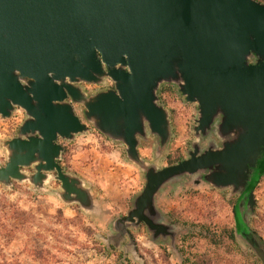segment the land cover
<instances>
[{
  "label": "water",
  "instance_id": "95a60500",
  "mask_svg": "<svg viewBox=\"0 0 264 264\" xmlns=\"http://www.w3.org/2000/svg\"><path fill=\"white\" fill-rule=\"evenodd\" d=\"M105 78L113 80V89L88 96L78 86ZM163 84L177 85L198 106L197 135L223 117L221 150L198 155L194 144L189 159L163 169L140 156L148 131L162 142L170 135L169 111L158 97ZM73 104L83 105L86 122ZM16 110L25 120L14 138L2 142L7 162L0 165L1 185L17 181L44 190L54 179L61 201L99 215L96 194L60 163L62 142L88 132L91 124L122 143L127 159L145 173L143 191L128 214L115 220L114 230L126 233L122 227L144 224L153 241L174 242V227L156 208L160 189L183 175L217 168L210 183L243 191L246 173L264 152V4L0 0V117L10 119ZM254 205L250 194L247 211ZM245 240L264 264L261 240Z\"/></svg>",
  "mask_w": 264,
  "mask_h": 264
},
{
  "label": "rangeland",
  "instance_id": "374dc122",
  "mask_svg": "<svg viewBox=\"0 0 264 264\" xmlns=\"http://www.w3.org/2000/svg\"><path fill=\"white\" fill-rule=\"evenodd\" d=\"M110 81L78 86L91 96L113 89ZM161 87L159 104L169 111L170 142L165 147L154 145L149 139L158 137L148 132L147 140H142L146 148H141V157L158 169L187 159L194 144L202 147L194 130L198 106L188 102L177 85ZM73 106L86 122L83 105ZM23 118V112L10 119L0 117L2 166L7 162L2 142L16 136ZM88 126V132L62 142L60 163L96 194L101 212L87 214L77 203L65 204L59 197L60 183L54 179L44 190L17 181L11 186L0 184V264H184L185 258L187 264H262L239 232L235 241L229 232L240 220L264 245V177L253 195L254 210L241 215L235 208L238 193L232 188H217L207 181L196 184L197 176L183 175L165 184L156 196L157 210L175 229L174 242L170 237L153 241L144 224L127 225L122 227L126 233L117 232L113 223L128 214L143 191L145 173L129 162L122 143Z\"/></svg>",
  "mask_w": 264,
  "mask_h": 264
},
{
  "label": "flooded vegetation",
  "instance_id": "af4514ba",
  "mask_svg": "<svg viewBox=\"0 0 264 264\" xmlns=\"http://www.w3.org/2000/svg\"><path fill=\"white\" fill-rule=\"evenodd\" d=\"M162 87L159 89V91L162 89ZM112 88H114V82L112 84ZM191 104H193V103H191ZM196 109L198 111V107H196ZM23 115L25 116L24 112H23ZM222 120H223L222 116L217 117L214 120L213 124L211 125V127L209 129H207V130H205L203 132H201V131L199 132L198 135H199V140H200V142L202 144V147L201 148L199 147L198 155H202L205 152L216 151V150H221L222 149V140L219 137V133L220 132L218 130V126L222 123ZM193 127H195V125ZM170 137H171V135H169L167 137L166 142H162V140L160 138H152V137H150L149 140L154 145L159 143L160 147H165L166 144H168L170 142ZM150 142L148 141V143H145V144H150ZM191 153H192V151L189 152V157L187 159L190 158V154ZM263 157H264V152L260 156V158H259V160L257 162V165L255 167H253V168L250 167L249 168V172L246 173L247 174V177H246L247 179L245 181L246 182L245 189L243 191L242 190H238L236 192V193H238V196H237V199H236V202H235V208L239 207V214H241V215H242V213L244 215L245 212L247 211V204H248V199H249L250 194H253L255 196L254 192H255L257 186L260 184L261 179L264 177V175L262 177H260V179L258 180L256 186L254 188H252L253 182L257 178H259L260 169H261L260 162L264 161ZM187 159H184V160H187ZM184 160L178 161L177 163H175L173 165L179 164V163L183 162ZM168 166H171V165H168ZM168 166H166V167H168ZM27 171L28 172H33V170H31V169L27 170ZM215 171H217V168L215 170H213V171L204 170V171H200V172H197V173L193 174V176H197V179H195L194 182L196 184L203 183V182H206V181L209 182L208 176L211 173L215 172ZM230 188H232L234 190V187H230ZM255 200H256V197H255ZM242 219H243V222H246L244 218H242ZM239 224L242 227L243 233H241V235H242V237L244 239H246V238H255L256 237L254 234L249 235V230H248L247 225L245 226L244 224L240 223V220L238 222V225Z\"/></svg>",
  "mask_w": 264,
  "mask_h": 264
},
{
  "label": "trees",
  "instance_id": "16d2710c",
  "mask_svg": "<svg viewBox=\"0 0 264 264\" xmlns=\"http://www.w3.org/2000/svg\"><path fill=\"white\" fill-rule=\"evenodd\" d=\"M263 159H264V157H263ZM260 167H261V169H260V175H259V178H257L254 182H253V185H252V188H254L255 186H256V184H257V182H258V180L260 179V177H262L263 175H264V161L263 162H260ZM236 210H234V213H235V215H236V212H235ZM239 232V234H241V233H243V230H242V227H241V225L239 224L238 225V223H237V225H236V229L235 230H233V231H230L229 232V238L232 240V241H235L236 240V234ZM189 260H188V258H185V260H184V264H187V262H188Z\"/></svg>",
  "mask_w": 264,
  "mask_h": 264
},
{
  "label": "crops",
  "instance_id": "0c3cea01",
  "mask_svg": "<svg viewBox=\"0 0 264 264\" xmlns=\"http://www.w3.org/2000/svg\"><path fill=\"white\" fill-rule=\"evenodd\" d=\"M18 112H23L22 110L20 111V110H16V112L15 113H18ZM25 120V118H23V121ZM22 121V122H23ZM22 122L18 125V131H19V128H20V126H21V124H22ZM18 133V132H17ZM17 135V134H16ZM15 137V136H14ZM14 137H10L9 139H11V138H14ZM60 143H61V141H60ZM142 147H144V148H146V146L143 144V142H141V144H140V146H139V153H140V156H141V148ZM4 150V149H3ZM144 159V158H143ZM130 162V161H129ZM147 162V161H146ZM131 163V162H130ZM134 167H137V166H135L133 163H131ZM138 168V167H137ZM139 170H140V168H138ZM141 171V170H140ZM135 199V198H134Z\"/></svg>",
  "mask_w": 264,
  "mask_h": 264
},
{
  "label": "built area",
  "instance_id": "2783aa9c",
  "mask_svg": "<svg viewBox=\"0 0 264 264\" xmlns=\"http://www.w3.org/2000/svg\"><path fill=\"white\" fill-rule=\"evenodd\" d=\"M110 82H111V81H110ZM112 84H113V82H111V84H110V85L112 86Z\"/></svg>",
  "mask_w": 264,
  "mask_h": 264
}]
</instances>
